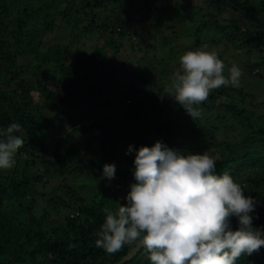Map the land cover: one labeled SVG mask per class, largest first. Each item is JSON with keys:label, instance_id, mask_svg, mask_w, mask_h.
I'll use <instances>...</instances> for the list:
<instances>
[{"label": "trees", "instance_id": "trees-1", "mask_svg": "<svg viewBox=\"0 0 264 264\" xmlns=\"http://www.w3.org/2000/svg\"><path fill=\"white\" fill-rule=\"evenodd\" d=\"M107 1L127 4L128 13L110 16ZM156 1L143 0L141 8L137 0H0V128L17 122L24 129L15 167L0 170V264L119 262L134 246L112 255L96 247L102 209L126 202L136 151L157 141L182 155L208 152L217 174L228 173L256 199L253 226L264 225V116L242 86L244 74L240 87L212 90L193 120L166 94L170 57L134 62L142 45L132 38L167 20L152 14L165 10L152 6ZM198 1L168 0L176 12L197 10L198 24L186 18L195 28L189 51L221 34L219 43L264 53V0ZM59 30L69 34L66 42L50 39ZM37 89L44 101L33 105ZM105 164H115L111 180ZM231 225L237 228L235 217ZM125 264L151 261L142 248ZM236 264H264V246Z\"/></svg>", "mask_w": 264, "mask_h": 264}, {"label": "clouds", "instance_id": "clouds-1", "mask_svg": "<svg viewBox=\"0 0 264 264\" xmlns=\"http://www.w3.org/2000/svg\"><path fill=\"white\" fill-rule=\"evenodd\" d=\"M243 70L225 64L218 54L197 48L181 55L166 94L195 120L210 92L240 87ZM17 122L0 128V170L15 167L24 144ZM129 152L133 151L129 146ZM127 154V153H126ZM135 183L116 209L105 207L96 232V247L116 254L125 245L143 248L151 264H236L264 246V232L253 228L256 199L246 196L228 173L217 174L208 152L182 155L157 141L141 146L133 161ZM115 164L103 166V176L115 177ZM238 226L233 230L231 219Z\"/></svg>", "mask_w": 264, "mask_h": 264}, {"label": "rangeland", "instance_id": "rangeland-1", "mask_svg": "<svg viewBox=\"0 0 264 264\" xmlns=\"http://www.w3.org/2000/svg\"><path fill=\"white\" fill-rule=\"evenodd\" d=\"M133 1H136V0H133ZM175 1L176 0H173V3ZM178 1L183 6H186L185 3L187 4L186 2L187 0H178ZM107 2H108V8L107 9L104 8L103 11L108 13L110 16L114 17L116 15H119L120 13H126V14L128 13L127 4H123L122 6L121 5L114 6L113 1L111 3H109V1ZM137 2H138L137 6L141 7L140 4H143V0H137ZM168 4H169L168 0H159V1L153 2L152 6L159 8V10H160V7L163 6L165 7V10L164 11L160 10L161 13L151 10L152 14L156 15L157 17H161V18L167 16V20L163 18L165 21L161 24H159L158 22L157 23L151 22L152 24H154L152 27L154 30V33H152L151 31H145V29L142 31L140 30V35L141 34L142 35L137 36L136 39L135 37H133L131 40V43L135 41L138 45L140 43L143 46L142 47L139 45V49H137V51L133 53L135 63H137L138 61H141L144 56H146L145 57L146 59L144 58V60H149V61L156 60L154 57H152L153 55L154 56L156 55L159 58H169L170 57L171 61L166 63V65L168 64V66L171 67V70L175 72L179 68V59L181 55L189 51V48L195 43L194 42L195 28L193 27V24L191 22H188L189 20L186 19L187 15L193 16L191 21L192 22L195 21L197 24L199 22V17H198L199 15L197 14V10L195 9H191V10L186 9L184 11L176 12L174 8L173 9H171V7L169 8ZM188 4L195 7V5L199 4V1L198 0H188ZM204 8H205V5H204ZM173 12L177 20H179L180 18H182V20L172 21L171 16L173 15ZM222 16L224 18L228 17L227 12H225ZM147 18L153 19V16H147ZM193 18L195 20H193ZM140 20H142V18H140ZM143 22L144 21L139 23V25H142ZM170 23H172V29L169 28V26L171 25ZM133 26H136V25L134 24ZM64 31L61 32L59 30L58 33H54V35L50 39L55 42H61V43L66 42V38L69 37V34ZM215 34L216 33H214V35ZM217 35L218 37L214 38L216 41L215 43L216 45L212 43H210V45L203 44L202 48H205L206 50L215 52V53L223 52L222 55H225V57L221 58V60L225 64V74L226 75H227V69L230 68L232 65H236L243 70L244 79L242 80L244 82L242 83V86L246 88L245 91L248 94H252V95H249L251 96V100L256 101V102L254 101L257 107L256 112H258L261 116H264V63L260 62L258 64H255L256 62H258L259 58H261V55L264 56V53H262L259 50V48L252 50V52L250 53H247L248 49L244 48L245 51L243 53L242 49H239V47L232 45L230 42H226V40L225 41L222 40V42L219 43L218 40H219V37H221V34H217ZM124 48H125L124 53H127L129 48L127 47H124ZM145 48L147 49L148 55H145V51H146ZM242 54L243 55L245 54V55L243 56ZM21 63H25V62L22 61ZM255 68L258 70L256 75L254 73V71L256 70ZM171 77L173 76L171 75L170 78ZM171 82L172 81L169 80V83H170L168 85L169 87H171ZM48 84L51 90L53 91L56 90L57 83L55 81L51 80V82H48ZM32 100H33L32 101L33 105L42 104L44 101V96L42 92L38 91V89L35 90L33 93ZM246 100L247 99H243V103ZM231 101H232V98H228V102H231ZM218 139H220V137ZM262 146H264V144H262ZM39 168L43 169L41 166H39L34 170L38 171ZM37 195L38 193H36L35 195L30 194V199L37 198Z\"/></svg>", "mask_w": 264, "mask_h": 264}, {"label": "water", "instance_id": "water-1", "mask_svg": "<svg viewBox=\"0 0 264 264\" xmlns=\"http://www.w3.org/2000/svg\"><path fill=\"white\" fill-rule=\"evenodd\" d=\"M253 228L259 229L262 232H264V225L253 226ZM141 249L142 248L134 247L126 256H124L119 262H117L115 264H125V263H127L128 261L133 259L141 251Z\"/></svg>", "mask_w": 264, "mask_h": 264}]
</instances>
